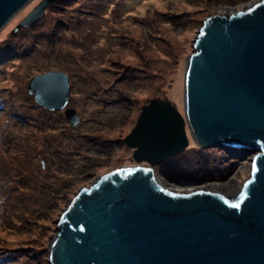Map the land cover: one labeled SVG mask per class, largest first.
Segmentation results:
<instances>
[{"label":"rangeland","instance_id":"374dc122","mask_svg":"<svg viewBox=\"0 0 264 264\" xmlns=\"http://www.w3.org/2000/svg\"><path fill=\"white\" fill-rule=\"evenodd\" d=\"M41 1L0 31V264H50L57 221L75 195L115 169L148 165L126 142L143 107L168 103L185 116L198 30L244 0H57L20 26ZM51 70L70 77L75 126L28 92L34 75ZM186 130L187 148L154 167L175 186L232 182L239 195L256 154L201 147Z\"/></svg>","mask_w":264,"mask_h":264},{"label":"water","instance_id":"95a60500","mask_svg":"<svg viewBox=\"0 0 264 264\" xmlns=\"http://www.w3.org/2000/svg\"><path fill=\"white\" fill-rule=\"evenodd\" d=\"M31 0H0V31ZM57 0H42L20 23H36ZM188 57L185 116L146 104L126 137L134 159L81 189L57 221L50 264H264V0L209 17ZM28 92L48 110L67 107L70 77L34 75ZM256 154L239 195L166 184L154 167L189 144ZM239 205V207H236Z\"/></svg>","mask_w":264,"mask_h":264},{"label":"bare ground","instance_id":"6f19581e","mask_svg":"<svg viewBox=\"0 0 264 264\" xmlns=\"http://www.w3.org/2000/svg\"><path fill=\"white\" fill-rule=\"evenodd\" d=\"M165 182H166V184L173 185V184L168 183V181H166V180H165ZM235 187L236 186H233L232 182H229L226 184H218V183L208 182V183H204L202 185H198V186H194V187H190V188L232 194V193H235L236 189L238 188L237 187L235 189ZM239 190L240 189L238 188V190L236 192H238Z\"/></svg>","mask_w":264,"mask_h":264},{"label":"trees","instance_id":"16d2710c","mask_svg":"<svg viewBox=\"0 0 264 264\" xmlns=\"http://www.w3.org/2000/svg\"><path fill=\"white\" fill-rule=\"evenodd\" d=\"M210 176L209 175H206V176H202L201 180H205V178H209ZM201 182V181H199Z\"/></svg>","mask_w":264,"mask_h":264},{"label":"snow or ice","instance_id":"6c2138e0","mask_svg":"<svg viewBox=\"0 0 264 264\" xmlns=\"http://www.w3.org/2000/svg\"><path fill=\"white\" fill-rule=\"evenodd\" d=\"M236 207H239V205H236Z\"/></svg>","mask_w":264,"mask_h":264}]
</instances>
